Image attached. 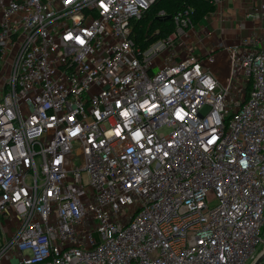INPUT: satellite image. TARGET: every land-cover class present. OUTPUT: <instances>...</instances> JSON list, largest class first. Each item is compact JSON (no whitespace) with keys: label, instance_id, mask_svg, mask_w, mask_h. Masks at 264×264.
<instances>
[{"label":"built area","instance_id":"obj_1","mask_svg":"<svg viewBox=\"0 0 264 264\" xmlns=\"http://www.w3.org/2000/svg\"><path fill=\"white\" fill-rule=\"evenodd\" d=\"M155 1L0 0V263L264 254V38L231 48L222 82L177 56L192 7L168 37L136 44L133 22ZM244 78L249 95L231 98Z\"/></svg>","mask_w":264,"mask_h":264},{"label":"crops","instance_id":"obj_2","mask_svg":"<svg viewBox=\"0 0 264 264\" xmlns=\"http://www.w3.org/2000/svg\"><path fill=\"white\" fill-rule=\"evenodd\" d=\"M260 1L261 0H221L216 6V10L211 14L205 16V18H207L208 20L211 19V21L209 20L211 22L210 26L207 22H205L206 19H203L204 21L202 20L197 24L195 34L193 33L186 36L183 39L184 42H189L190 46H194L192 50H195V52H203V48H205L207 51H205L204 53L206 54L212 51L213 48H217L218 45H226L227 47L232 48L235 45H239L244 39H253L257 36L263 39L264 20L260 17L258 12ZM226 2L230 4L239 3V7L234 10V14L229 13L221 19L219 18V16L225 11L223 5H225ZM249 4H253L255 10H249ZM227 20H230V22L228 23L229 26H232L233 24H236L238 27L242 26L244 32L239 39L230 41V38L224 37L223 30H217V27L220 26L219 24L221 22L225 23ZM201 32H204V34L207 35L203 36L202 38L198 35V33L201 34ZM177 46H179V43ZM193 54L203 59L205 57L197 55L194 52ZM214 54H217L216 61L218 63L215 61L216 63H213L214 65L212 66L208 65V63H206V60H204L205 67L212 68L217 78L222 82H226L229 75L227 54L219 51L218 53ZM6 260L7 258H4L2 263L4 264Z\"/></svg>","mask_w":264,"mask_h":264},{"label":"trees","instance_id":"obj_3","mask_svg":"<svg viewBox=\"0 0 264 264\" xmlns=\"http://www.w3.org/2000/svg\"><path fill=\"white\" fill-rule=\"evenodd\" d=\"M187 7L193 8L192 20L200 23L205 16L216 10L213 0H156L151 8L139 19L134 20L132 37L142 50L160 38L168 37L175 30L174 15ZM164 10L171 17H162ZM252 88L251 79L246 82V97Z\"/></svg>","mask_w":264,"mask_h":264},{"label":"rangeland","instance_id":"obj_4","mask_svg":"<svg viewBox=\"0 0 264 264\" xmlns=\"http://www.w3.org/2000/svg\"><path fill=\"white\" fill-rule=\"evenodd\" d=\"M237 7H239V3L230 4V3L226 2L225 5H223V8L225 9V11L219 16V18L222 19L224 16H226L229 13H233L234 14V10H236ZM254 8L255 7L253 6V4L252 5L249 4V10H255ZM204 19H206L205 22H207L208 25L210 26L211 19H209L210 21L207 18H205V17H204ZM229 22H230V20H227L225 23L221 22L219 24L220 26L217 27V30H219V31L223 30L224 37L230 38V41H233L235 39L236 40L239 39L242 36L243 32H244V30L242 29V26H239L240 28L236 24H233L232 26H229L228 25ZM196 35H197V33H196ZM198 35L203 38V36H205L207 34H204V32H201V34L198 33ZM178 43H179V46H177V56L178 57H184V56L188 55L189 53L194 52L197 55L205 56L204 60H206V63H208V65H212L213 66L217 62L216 61L217 54H214V53H218V51H219V52H224V53L227 54V57H228V68L230 66L231 48L227 47L226 45H224V46L223 45H218L217 48H213L212 51H210V52L205 54L204 52L207 51L205 48H203L204 49L203 52H198V51L195 52V50H192V48L194 46H190L189 42H184L183 39L180 42H178ZM202 54H204V55H202ZM210 54H212L214 56L215 60L213 62L212 61L210 62V58L208 56ZM160 60H161V58L158 57L157 61L159 62ZM5 74H6L5 70H3V73L0 75V85L6 80V78L4 77ZM247 80H248L247 78L239 79V83H237L236 88L232 89V92L230 94L231 98H233V99L241 98L242 99V98L245 97ZM9 223H10L9 219H6L5 222H3L2 225L0 224V239H1L2 234L5 235V232H4L5 229H6L5 231H7V233L9 232L8 231ZM95 234H97V233H95ZM263 234H264V228H263ZM0 242H1V240H0ZM14 254H13L14 259H12V260L8 259L6 262L16 263L17 256L14 255ZM0 264H2V263H0Z\"/></svg>","mask_w":264,"mask_h":264},{"label":"water","instance_id":"obj_5","mask_svg":"<svg viewBox=\"0 0 264 264\" xmlns=\"http://www.w3.org/2000/svg\"><path fill=\"white\" fill-rule=\"evenodd\" d=\"M165 17H171V15L169 14V15H166ZM263 255H264V254H263ZM263 255H262V256H260V257L258 258V260L256 261V263H255V264H258V263L261 261V259H262Z\"/></svg>","mask_w":264,"mask_h":264}]
</instances>
